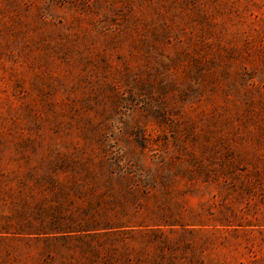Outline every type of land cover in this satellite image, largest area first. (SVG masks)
Segmentation results:
<instances>
[{
  "label": "rangeland",
  "instance_id": "1",
  "mask_svg": "<svg viewBox=\"0 0 264 264\" xmlns=\"http://www.w3.org/2000/svg\"><path fill=\"white\" fill-rule=\"evenodd\" d=\"M0 264H264V0H0Z\"/></svg>",
  "mask_w": 264,
  "mask_h": 264
}]
</instances>
